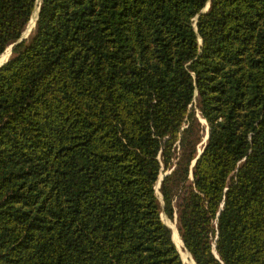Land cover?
<instances>
[{
    "label": "trees",
    "instance_id": "trees-1",
    "mask_svg": "<svg viewBox=\"0 0 264 264\" xmlns=\"http://www.w3.org/2000/svg\"><path fill=\"white\" fill-rule=\"evenodd\" d=\"M11 45L0 264H185L163 213L264 264V0H0Z\"/></svg>",
    "mask_w": 264,
    "mask_h": 264
},
{
    "label": "rangeland",
    "instance_id": "rangeland-1",
    "mask_svg": "<svg viewBox=\"0 0 264 264\" xmlns=\"http://www.w3.org/2000/svg\"><path fill=\"white\" fill-rule=\"evenodd\" d=\"M37 11H38V7L35 11V13L33 14L29 24L27 25V28L25 30V32L23 34L25 35H30L35 27V22H36V16H37ZM12 55V50L11 47H9L4 54H2L0 56V64L3 63V61H6L7 59H9V57ZM205 142V140L203 141V143ZM158 193H160L159 191V187H158ZM162 217L164 219V221L173 229V236H174V240L175 243L177 245V247L180 250V254L182 256V259L184 261L185 264H196L195 261L193 260V257L190 253H188L189 251L185 248L184 243H180L179 241L182 240L179 232H178V228H177V219L175 218L170 219L165 213L162 214ZM189 254V256H188Z\"/></svg>",
    "mask_w": 264,
    "mask_h": 264
},
{
    "label": "water",
    "instance_id": "water-1",
    "mask_svg": "<svg viewBox=\"0 0 264 264\" xmlns=\"http://www.w3.org/2000/svg\"><path fill=\"white\" fill-rule=\"evenodd\" d=\"M208 7H209V5L204 9V10H207L208 9ZM39 10H40V8H38V11H37V16H36V20H37V18H38V13H39ZM35 25H36V22H35ZM29 35H25V34H23V36L19 39V41H22L23 39H25V38H27ZM18 41V42H19ZM11 47V50L13 49V45H11L10 46ZM8 60V59H7ZM7 60L6 61H4L3 63H1L0 64V66L1 65H3L5 62H7ZM209 132L206 134V137H205V143H206V141H207V139L209 138ZM203 152V149L201 148L200 149V151H199V156L201 155V153ZM194 163H195V161H194ZM163 177V176H162ZM162 177H161V179H162ZM160 186V182H159V184L157 185V190H158V187ZM168 225V224H167ZM172 228V227H171ZM177 228H178V226H177ZM173 230V229H172ZM178 232H179V229H178ZM177 246V245H176ZM178 248V247H177ZM178 250H179V248H178ZM180 251V250H179Z\"/></svg>",
    "mask_w": 264,
    "mask_h": 264
},
{
    "label": "bare ground",
    "instance_id": "bare-ground-1",
    "mask_svg": "<svg viewBox=\"0 0 264 264\" xmlns=\"http://www.w3.org/2000/svg\"><path fill=\"white\" fill-rule=\"evenodd\" d=\"M3 62H4V61H3ZM179 242L182 243V240H180ZM188 253H189V252H188ZM188 256H189V254H188Z\"/></svg>",
    "mask_w": 264,
    "mask_h": 264
}]
</instances>
